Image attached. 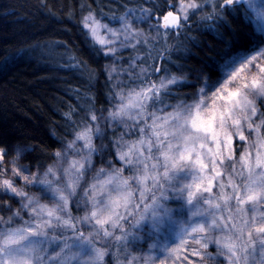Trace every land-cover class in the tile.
<instances>
[{
	"label": "snow or ice",
	"instance_id": "1",
	"mask_svg": "<svg viewBox=\"0 0 264 264\" xmlns=\"http://www.w3.org/2000/svg\"><path fill=\"white\" fill-rule=\"evenodd\" d=\"M120 8L81 4L59 147L0 144V264H264V0Z\"/></svg>",
	"mask_w": 264,
	"mask_h": 264
},
{
	"label": "trees",
	"instance_id": "2",
	"mask_svg": "<svg viewBox=\"0 0 264 264\" xmlns=\"http://www.w3.org/2000/svg\"><path fill=\"white\" fill-rule=\"evenodd\" d=\"M125 2L0 0V64L6 58L10 61L0 71V144L35 146L32 156H44L59 147L55 138L64 132L63 113L69 104L77 105L72 89L84 83L83 74L70 66L76 62L71 58L98 67L79 25L81 4L91 5L97 13L119 15ZM201 41L212 43V36L205 34ZM32 162L31 157L20 160L21 164Z\"/></svg>",
	"mask_w": 264,
	"mask_h": 264
},
{
	"label": "rangeland",
	"instance_id": "3",
	"mask_svg": "<svg viewBox=\"0 0 264 264\" xmlns=\"http://www.w3.org/2000/svg\"><path fill=\"white\" fill-rule=\"evenodd\" d=\"M104 23H108V22H105V21H103ZM113 26H118L117 24H113Z\"/></svg>",
	"mask_w": 264,
	"mask_h": 264
}]
</instances>
